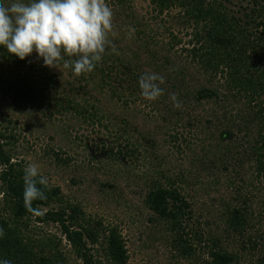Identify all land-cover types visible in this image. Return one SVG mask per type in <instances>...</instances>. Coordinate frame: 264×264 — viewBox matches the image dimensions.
I'll return each mask as SVG.
<instances>
[{
  "label": "rangeland",
  "instance_id": "obj_1",
  "mask_svg": "<svg viewBox=\"0 0 264 264\" xmlns=\"http://www.w3.org/2000/svg\"><path fill=\"white\" fill-rule=\"evenodd\" d=\"M216 1L240 17L238 26L244 29L247 20L241 15L255 0ZM106 3L113 12L108 66L119 68L108 84L118 96L113 98L98 72L74 77L62 62L60 69L43 66L35 53L17 63L19 71L13 56L1 48L6 56L0 57V147L18 165L20 176L27 164L35 163L46 186L61 192L50 210L75 206L87 226L101 223L97 243L88 246L96 264H114L107 254L112 230L124 241L126 264H212L216 251L231 256L232 264H259L264 259V118L255 120L257 103L227 83V77L203 75L191 63L183 51L192 47L194 28L181 8L160 15L151 0ZM173 36L179 46H172ZM154 53L171 61L163 73L166 81L173 68L184 74L164 81V93L150 102L133 92L139 91L135 83L142 73L155 71ZM247 54L260 62L261 57ZM128 67L133 74L126 78L132 73ZM179 77H185L188 88L175 92L166 86L179 83ZM31 80L47 89L42 104L22 96L30 92L24 85ZM203 87L218 96L197 102L195 91ZM172 93L179 108L170 100ZM67 97L79 106L78 114L72 106L62 112L60 103ZM223 130L229 136L222 138ZM3 168L0 164V173ZM154 189L175 191L189 204L191 218L183 227L187 244L179 242L171 223L149 210L146 196ZM13 212L0 184V221L12 223ZM235 213L243 218L240 227L232 225ZM19 223L20 237L37 257L60 255L61 264H82L58 226L31 218Z\"/></svg>",
  "mask_w": 264,
  "mask_h": 264
},
{
  "label": "trees",
  "instance_id": "obj_2",
  "mask_svg": "<svg viewBox=\"0 0 264 264\" xmlns=\"http://www.w3.org/2000/svg\"><path fill=\"white\" fill-rule=\"evenodd\" d=\"M121 1V0H114ZM152 4L158 10V14L163 15L165 11H169L173 8H181L184 17L190 22L194 30L191 35V49H185L183 52L187 53L191 58V63L199 69L206 76H225L228 79L227 83H231L234 88L249 96L251 103H257L258 111L255 112V120L259 121V117L264 118V103L260 101L264 98V73L259 67V64H263L264 60V0H255L252 4L248 5V9L241 15L246 19L244 29L239 28L238 23H242L240 17L235 18L227 11L225 7L222 9V5L217 3L216 0H151ZM172 46H179L181 43L177 41L174 36L171 40ZM252 52L256 58H260V62L257 63L250 60L248 52ZM113 53L106 51L103 55L101 64H97L95 71L98 72L103 80V84L112 90L113 98L118 96V92L115 87L109 85L112 82L113 70L119 69L118 67H109L108 61ZM5 53L1 51V60L5 58ZM157 53L151 56V62L157 63L155 66V73L163 75L166 73V68L171 66V61L168 57H159ZM119 61V60H116ZM13 62L21 71L20 64L22 61L17 58L15 60L13 56ZM19 63V65H17ZM102 65H105V69H102ZM264 65V64H263ZM99 66V68H98ZM31 71L34 66H30ZM130 67V66H129ZM128 67V70L131 71ZM127 69V68H126ZM132 72V71H131ZM168 81L164 77L165 82H169L171 77L183 76L184 72L182 68H173L168 72ZM132 73L125 74L132 77ZM104 75V76H103ZM13 76V75H12ZM85 77V74L83 75ZM137 78V77H136ZM139 78V77H138ZM137 78V79H138ZM185 77L177 79L179 83H166L172 91L182 92L188 88L187 83L184 80ZM123 83L126 82L124 78H121ZM136 79V80H137ZM170 79V80H169ZM111 80V81H110ZM17 81L15 82V86ZM38 82L31 80L28 85L24 87L30 92L22 93L23 97H32V102L45 101V92L47 89L43 88V85H36ZM25 84V83H24ZM120 86L122 83H116ZM125 84L132 85L128 82ZM136 87L138 83H135ZM173 84V86H170ZM165 86V83H163ZM160 85L163 90L165 87ZM133 93L135 95L140 94L136 90ZM164 93V92H163ZM185 96L189 95L188 90L183 93ZM49 95V94H47ZM218 94L205 87L195 91V99L197 102L202 103L209 99L216 98ZM142 97V96H141ZM248 98V99H249ZM62 112L66 111L72 106V111L77 112L79 106L74 104V101L65 98V102L60 103ZM259 106L261 109H259ZM264 131H261L262 135ZM260 135V136H261ZM229 136L228 131L223 130L222 138ZM260 141L264 143V134L260 137ZM264 149V144H263ZM3 147H0V164L3 165V170L0 173V184L2 185V196L4 201H9L14 208V220L12 223L5 220L0 221V231L3 235L0 236V259H7L11 261V264H61L62 257L59 255L55 259L54 256L42 255L37 257L33 253V248L25 245L27 241L23 237H20L19 226L20 220L31 218L36 224L48 226H58L61 231V236L65 241L74 248L77 257L82 260V264H96L94 257L91 255V251L88 246L95 245L99 238V230L101 223L95 227L87 226L84 221L80 219L78 213L79 209L75 206L67 205L63 211L50 210L49 207L52 202L57 200L61 192L59 190H51L47 186L37 185L42 189L45 195V199H37L32 202V207H39L43 211V215L34 216L29 212L24 205L23 201V189L24 181L23 176L18 173V165L11 162V158L5 155ZM263 155L261 156V158ZM264 164V162H263ZM146 204L155 216L171 223V231L175 235H180L179 242L183 244L188 243L187 235L185 234V227L188 228V220L191 218L189 204L180 196L179 193L167 190V189H154L151 190L146 196ZM243 218L235 213L232 217V225L235 227L242 226ZM86 226H85V225ZM28 229V225L25 224ZM181 245L182 253L187 254L188 250L184 245ZM108 258L114 264H126L128 255L126 247L122 237L117 231L112 230L108 237ZM44 250H42V254ZM212 264H232L233 258L225 253L219 251L211 253ZM264 264V259L259 263Z\"/></svg>",
  "mask_w": 264,
  "mask_h": 264
},
{
  "label": "clouds",
  "instance_id": "obj_3",
  "mask_svg": "<svg viewBox=\"0 0 264 264\" xmlns=\"http://www.w3.org/2000/svg\"><path fill=\"white\" fill-rule=\"evenodd\" d=\"M112 20L106 0H0V48L21 61L35 53L48 68L60 69L62 62L64 69L78 77L91 73L101 62ZM163 83L164 77L158 73H142L138 78L140 95L146 101H156L163 94ZM170 100L174 107L181 106L175 93ZM23 171L25 208L41 216L43 211L33 208L32 202L45 199L37 185L46 186L48 180L35 163L27 164ZM0 264L11 261L0 259Z\"/></svg>",
  "mask_w": 264,
  "mask_h": 264
}]
</instances>
